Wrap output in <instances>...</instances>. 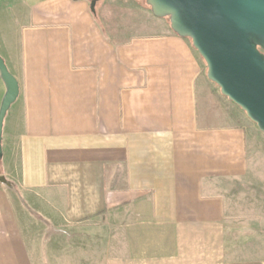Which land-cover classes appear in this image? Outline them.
<instances>
[{
	"label": "crops",
	"instance_id": "obj_1",
	"mask_svg": "<svg viewBox=\"0 0 264 264\" xmlns=\"http://www.w3.org/2000/svg\"><path fill=\"white\" fill-rule=\"evenodd\" d=\"M90 2L0 0V57L19 86L2 127L0 264H39L27 212L91 223L98 239L91 258L44 242L45 264H264V240L227 219L260 160L244 113L138 0Z\"/></svg>",
	"mask_w": 264,
	"mask_h": 264
},
{
	"label": "water",
	"instance_id": "obj_2",
	"mask_svg": "<svg viewBox=\"0 0 264 264\" xmlns=\"http://www.w3.org/2000/svg\"><path fill=\"white\" fill-rule=\"evenodd\" d=\"M101 0H91L95 12ZM152 15L168 19L171 31L190 40L206 66V78L264 134V0H144ZM5 93L2 127L19 95L17 80L0 57Z\"/></svg>",
	"mask_w": 264,
	"mask_h": 264
},
{
	"label": "rangeland",
	"instance_id": "obj_3",
	"mask_svg": "<svg viewBox=\"0 0 264 264\" xmlns=\"http://www.w3.org/2000/svg\"><path fill=\"white\" fill-rule=\"evenodd\" d=\"M138 1L144 7L146 6L144 0ZM163 24L165 29H167L169 27L168 19H163ZM137 30L153 31V29H147V27L143 26L137 28ZM203 73L206 74L205 64ZM212 86L214 90L219 91L216 86ZM242 118H244L243 124L246 126L248 133L254 136L259 143L260 160L259 164H250L249 172L245 179L232 185L229 191L230 200L227 209V219L234 226L235 231L241 233L240 235L252 234V236H257V240L262 241L264 240V134L246 118L245 114ZM249 141L251 142V139ZM26 214L23 223L26 231L25 239L29 244L36 245V262L39 264H45L43 260L44 249L42 248L44 242L53 243L58 248L55 249L56 257L75 258V253L82 254L84 258L92 257L96 245L94 241L98 239H93V233L88 228L91 223L80 224L69 229H55L53 224L41 217L31 212ZM235 235L237 236L238 233ZM60 251L62 255H60ZM242 251L245 250L242 249ZM244 257H248L247 254Z\"/></svg>",
	"mask_w": 264,
	"mask_h": 264
}]
</instances>
